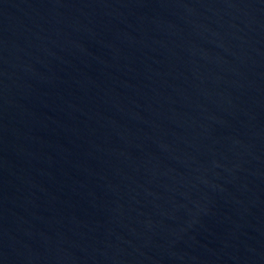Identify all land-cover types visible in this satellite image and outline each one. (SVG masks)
<instances>
[{
	"label": "water",
	"instance_id": "95a60500",
	"mask_svg": "<svg viewBox=\"0 0 264 264\" xmlns=\"http://www.w3.org/2000/svg\"><path fill=\"white\" fill-rule=\"evenodd\" d=\"M55 264H264V0H38Z\"/></svg>",
	"mask_w": 264,
	"mask_h": 264
}]
</instances>
